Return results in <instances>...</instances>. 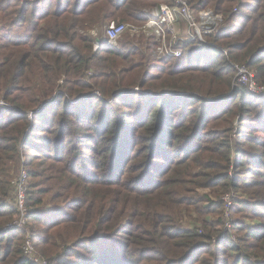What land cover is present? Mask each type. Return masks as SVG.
I'll use <instances>...</instances> for the list:
<instances>
[{
    "label": "trees",
    "instance_id": "obj_1",
    "mask_svg": "<svg viewBox=\"0 0 264 264\" xmlns=\"http://www.w3.org/2000/svg\"><path fill=\"white\" fill-rule=\"evenodd\" d=\"M171 1L0 0V229L28 175L0 264H32L27 238L49 264H264V96L232 66L264 84V0H187L223 22L178 59L105 44Z\"/></svg>",
    "mask_w": 264,
    "mask_h": 264
},
{
    "label": "built area",
    "instance_id": "obj_2",
    "mask_svg": "<svg viewBox=\"0 0 264 264\" xmlns=\"http://www.w3.org/2000/svg\"><path fill=\"white\" fill-rule=\"evenodd\" d=\"M148 21L141 27L131 26L124 23L111 22L105 31L104 42L112 48L117 49L121 37L130 32L132 35H146L155 40L154 52L158 58H181L183 48L188 42H206V37L214 33L223 22L221 15L214 14L211 10H204L196 14L187 0H172L170 4L162 3L158 7L147 12ZM118 44V46H117ZM214 45V44H213ZM100 46L95 42V50ZM235 70V86L247 88L256 96H264V84L256 80L255 73L246 65L232 64ZM98 94V93H96ZM0 106L6 107L5 103ZM28 175L22 170L19 177L14 180L13 204L17 210V218L0 229V233L6 230L25 229L27 226L28 211L26 208V185ZM234 194L228 193L223 196L225 204V229H230V210L233 206ZM23 253L32 264H49L48 261L39 256L32 241L27 238L22 246Z\"/></svg>",
    "mask_w": 264,
    "mask_h": 264
},
{
    "label": "rangeland",
    "instance_id": "obj_3",
    "mask_svg": "<svg viewBox=\"0 0 264 264\" xmlns=\"http://www.w3.org/2000/svg\"><path fill=\"white\" fill-rule=\"evenodd\" d=\"M91 33H92V34L94 33L95 35L97 34L95 31H92ZM99 36H100V37L102 36V38L104 37V35H103L102 33H101V34L99 33ZM118 43H119V47H120V42H118ZM117 46H118V44H117ZM119 47H118V48H119Z\"/></svg>",
    "mask_w": 264,
    "mask_h": 264
}]
</instances>
